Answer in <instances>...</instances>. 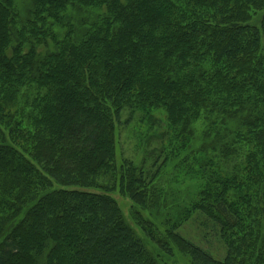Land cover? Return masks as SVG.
<instances>
[{"label": "trees", "instance_id": "obj_1", "mask_svg": "<svg viewBox=\"0 0 264 264\" xmlns=\"http://www.w3.org/2000/svg\"><path fill=\"white\" fill-rule=\"evenodd\" d=\"M15 2L0 0V264H165L110 196L156 193L158 168L116 161L124 110L160 111L153 151L183 152L197 179L170 228L202 217L224 252L166 238L190 264H264V0H30L22 21ZM76 5L97 20L59 37Z\"/></svg>", "mask_w": 264, "mask_h": 264}, {"label": "rangeland", "instance_id": "obj_2", "mask_svg": "<svg viewBox=\"0 0 264 264\" xmlns=\"http://www.w3.org/2000/svg\"><path fill=\"white\" fill-rule=\"evenodd\" d=\"M16 9L20 14L21 21L26 18L30 9V0H16ZM262 14L256 12L254 21ZM96 11L86 7H73L65 13L63 24L67 27H53L54 33L59 37L71 28L70 36L79 41L96 21ZM53 49L52 43L49 41L45 45H38L36 52L39 55L45 54ZM55 49V48H54ZM155 114V112H152ZM131 114V115H130ZM155 120L150 117L143 116L139 111L124 110L120 115V122L116 123V161L130 160L134 165L142 167L143 170H149L154 165V169L158 168L151 187H155L156 193L153 202H149L145 206H138L132 201L128 195L121 192L111 193L115 204L120 209L125 221L134 230L136 235L146 243V246L166 254L164 257L165 264H190L188 257L180 250V248L171 239L166 238L169 229L173 233L179 234L191 243L198 245L211 252L214 257L223 255V246L218 237L214 233L211 224L205 225L202 217L195 216L183 222V217L179 225L170 228V223L175 219L177 214L183 210V206L187 205L190 199L197 193V179H193L190 175H184L183 171V152L174 156L170 154L167 158L164 155L158 156L154 152V148L160 146L161 134L166 129L164 124H156L163 122L164 116L161 112L155 114ZM203 125L201 121H197L192 126L194 134V146H199L201 142ZM153 191H150V195ZM159 241L165 243L169 248L170 254L155 245ZM153 245V246H152ZM162 254V255H163Z\"/></svg>", "mask_w": 264, "mask_h": 264}]
</instances>
